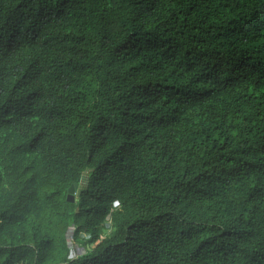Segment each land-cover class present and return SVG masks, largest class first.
<instances>
[{
    "label": "trees",
    "instance_id": "16d2710c",
    "mask_svg": "<svg viewBox=\"0 0 264 264\" xmlns=\"http://www.w3.org/2000/svg\"><path fill=\"white\" fill-rule=\"evenodd\" d=\"M0 264H264V0H0Z\"/></svg>",
    "mask_w": 264,
    "mask_h": 264
},
{
    "label": "built area",
    "instance_id": "2783aa9c",
    "mask_svg": "<svg viewBox=\"0 0 264 264\" xmlns=\"http://www.w3.org/2000/svg\"><path fill=\"white\" fill-rule=\"evenodd\" d=\"M109 227H110V221L106 223V228L108 229ZM103 236H105V234H103ZM68 243L70 248L73 250V256H74L73 258H77L85 255L86 251L76 243L72 232L68 236Z\"/></svg>",
    "mask_w": 264,
    "mask_h": 264
},
{
    "label": "water",
    "instance_id": "95a60500",
    "mask_svg": "<svg viewBox=\"0 0 264 264\" xmlns=\"http://www.w3.org/2000/svg\"><path fill=\"white\" fill-rule=\"evenodd\" d=\"M78 185H73L70 187L68 192V201L74 202L76 200V188Z\"/></svg>",
    "mask_w": 264,
    "mask_h": 264
},
{
    "label": "rangeland",
    "instance_id": "374dc122",
    "mask_svg": "<svg viewBox=\"0 0 264 264\" xmlns=\"http://www.w3.org/2000/svg\"><path fill=\"white\" fill-rule=\"evenodd\" d=\"M76 197H77V194H76Z\"/></svg>",
    "mask_w": 264,
    "mask_h": 264
}]
</instances>
